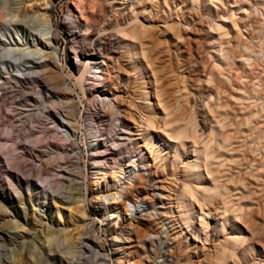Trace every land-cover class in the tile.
I'll return each mask as SVG.
<instances>
[{"label": "rangeland", "instance_id": "obj_1", "mask_svg": "<svg viewBox=\"0 0 264 264\" xmlns=\"http://www.w3.org/2000/svg\"><path fill=\"white\" fill-rule=\"evenodd\" d=\"M39 1L0 0L11 9L14 4L25 2L27 8L39 9L40 14L46 12L48 20L43 23L23 18L17 24L7 18L0 22V50L29 45L33 48L39 43L38 47L59 56L62 63L58 68L59 78L73 91L70 98L76 103L73 142L82 172L81 186L72 187L71 192L66 190L68 194L64 196L71 195L68 200L76 199V205L85 212L83 216H69L67 205L60 203L58 197L41 200L37 191L27 190L25 184L21 185L20 199L9 196L6 180L15 181L22 175L9 169L0 154V204L10 213L0 223V264H67L61 262L62 245L53 243L52 239L49 242L44 236L43 231L48 227L68 238L70 235L75 238L70 237L73 241L83 234L95 238L107 264H214L216 260L218 264H264V0H228L234 6L237 28L233 32L228 29L229 36L221 40L215 38V30L208 24L216 19L215 12H209L200 0H195L198 8L191 0H48L45 9ZM220 10L221 14L229 12L227 6ZM162 23H166V29L161 27ZM48 27L55 29L49 50L45 41L38 40L35 34L43 33ZM120 30H134L141 40L148 42L146 59L156 68L157 85L138 47L137 58L127 62L123 57L117 37ZM75 35H92L94 42L101 38L105 55L114 54L118 61L113 64L119 67L114 70L119 76L116 90L124 97V108L133 110L132 105H143L137 103L141 102L139 93L143 88L152 101L157 91L169 105L173 118L187 129L188 157L194 158L191 135H195L200 154L209 146V151L220 157V164L207 165L212 172L210 176L202 160L197 170L205 190L213 186L208 178L217 177L220 190H227L223 201L221 198L197 201L193 217H180L174 199V217L163 210L161 214L154 213L159 203L151 198L153 194L161 192L174 197L181 192L184 169L182 160L175 158L178 162L174 167L170 162H160L144 174L146 181L139 190L146 197L153 217L146 212L135 213L139 212L138 208L120 218L111 216V209L106 216H100L102 206L94 202L99 189L91 186L92 152L87 136L90 128L106 138L104 134L112 127L105 108L112 96L104 87L95 88L88 78L83 98L74 86V79L67 77L70 71L75 73L72 52L81 40ZM133 42L128 41L130 48L134 47ZM214 48L220 50L218 57L212 53ZM93 49L95 54L99 53L96 47ZM26 91L3 92L0 143L6 133L5 123L11 116L10 102L13 101L12 108L19 106ZM144 113L140 110L136 115ZM118 124L120 121L115 123L117 127ZM126 143L131 148L130 141ZM139 153L135 150L134 155L140 158ZM144 155L154 164L149 154ZM133 183L137 184L136 178ZM75 188H80L79 192ZM235 232L244 236L248 246L244 248L240 244L236 256L224 258L214 247L227 242V236ZM68 238L66 243L70 241ZM48 243L55 252H49ZM164 244L169 246L174 260L163 255ZM93 262L101 264L95 257Z\"/></svg>", "mask_w": 264, "mask_h": 264}, {"label": "bare ground", "instance_id": "obj_2", "mask_svg": "<svg viewBox=\"0 0 264 264\" xmlns=\"http://www.w3.org/2000/svg\"><path fill=\"white\" fill-rule=\"evenodd\" d=\"M200 1L209 12H215L216 19L212 24L210 22L208 24L210 28L211 26L214 28L216 39L221 40L229 36L228 29L232 32L236 30L234 6L228 4V0ZM190 3L198 8L195 0H191ZM40 4L44 9L49 5L48 0H41ZM14 5L15 7L11 9L6 3L0 2V22L6 21L7 18H11L15 22H21L23 18L37 19L43 23L48 21L46 12L40 14L39 9L27 8L25 2ZM226 6L229 8V12L221 14L220 9H224ZM244 12L245 10H242V13ZM160 25L166 29V23ZM104 32L106 30L101 33ZM35 34L38 36V40L43 39L45 41L47 50H49L53 45L55 29L48 27L43 33ZM90 36L75 35V38H81L79 42H76L77 45L72 52L74 59L71 60V65L75 73L70 71L71 74H67V77L74 79V86L81 92L83 98H85V84L88 78L95 85V88L104 87L107 94L112 96L110 100H107L105 108L106 117L110 120L112 127L104 134L106 138L104 139L97 129L91 131L90 128H88L87 136L92 152L89 163L92 169L91 186L99 189L98 194L94 197V202L102 206L99 208L100 216H106V212L111 209V216L120 218L125 212L130 214L133 208L135 210L138 208L139 212H135L137 214L146 212V215L153 217V214L158 211L160 214L164 212L169 217H174L172 202L174 199L180 217H193L194 204L197 201L205 202L216 198H221L223 201L224 197L227 196V190H220L217 177L208 178L213 182V186L205 190L200 182L202 176L197 170L201 167L199 163L202 160L204 168L208 172L207 175L210 176L212 172L208 171L207 165L211 163L220 164V157L209 151V146L204 147L203 154H200L196 146L195 135L190 137L193 140L194 158L188 157L187 139L189 136L187 129L180 126L179 121L173 118L169 105L157 91L154 93V101H152L148 92L143 88L139 93L141 102H137L143 105H132L133 110L124 108V97L117 94L116 90L118 84L116 81L119 78L114 73L115 68H119L113 64L116 57L114 54L106 56L105 43L101 38L94 42ZM117 37L123 49L122 55L127 62L132 61L134 57L137 58L136 47L141 50L143 61L148 66L147 68L153 71L152 78L157 85V79L154 75L156 68L149 59H146V52L149 48L148 42L141 40L134 30H120ZM130 40L134 41L133 48L129 46L128 41ZM38 46L39 43H36L33 48L29 45V47L0 50V98L3 96V92H12L16 89L28 90L23 92L24 96L19 106L12 108L13 106H10L13 101L10 102L11 116L8 120L6 119L7 129L3 141L0 143V154L5 158L9 169L22 175L15 181L10 178L6 180L7 191L9 196L20 199L22 196L21 185L25 184L27 190L28 188L29 190H36L41 200L48 197H58L60 203L63 202L67 205L66 209H68L69 216H83L85 211L84 208L77 206L78 201L73 197L69 201L71 195L70 198L64 196L67 193L66 190L71 192L72 187H80L82 179L80 164L76 160L78 153L75 148L77 147L74 146L75 143L73 142L76 133V103L70 98L73 91L59 78L58 68L62 67L59 56L54 52H46L44 47ZM94 47L98 49L99 53L93 52ZM219 52L218 48H214L212 51L215 57H218ZM92 69L94 70L91 71ZM10 71L14 74L11 75ZM2 78L6 80L2 81ZM14 103L12 105H16ZM140 110L145 111V113L142 116L136 115ZM1 117L0 112V122ZM117 121H120L119 127L115 125ZM127 140L130 141L131 148L126 143ZM135 150L140 152V158L134 155ZM144 154H149V158L151 156L154 159V164H150L148 156ZM175 158L182 160L184 169L181 177L183 181L181 192L176 193L174 197L165 196L161 192L153 194L151 198L158 201L159 207L152 213L146 205V197L142 196L139 190L146 181L144 174L149 173L151 168L160 162L163 164L170 162L174 167L178 162ZM34 173L35 176H33ZM134 178L137 179L136 185L133 183ZM79 189L75 188V191ZM205 192L207 193L205 194ZM81 203L83 202L81 201ZM6 210L5 206L0 204V223L5 221L6 215H10ZM200 210L202 211V209ZM43 233L49 242L52 239L54 240L53 243L62 245L61 262L94 264L93 257H95L101 264H107L106 257L100 253L102 249L98 248L97 242H94L95 238L89 235L83 236L85 235L83 234V237L80 235L81 238L74 241L72 239L75 238L69 235V238L72 239L70 238V241L68 240L66 243L68 237L61 231L56 232L48 227ZM226 241L224 244L214 247L218 254L224 258L236 256L240 244H243L244 248L248 246L244 243V236L238 232L227 236ZM229 242L230 244H228ZM169 249V246L164 244L162 253L174 260V255ZM48 250L55 252L50 243H48ZM117 251L119 252L120 249L118 248ZM214 264H218V261L216 260Z\"/></svg>", "mask_w": 264, "mask_h": 264}]
</instances>
